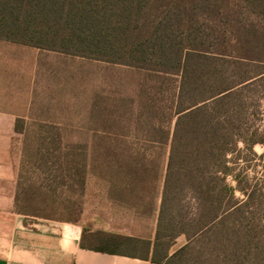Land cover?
<instances>
[{
    "label": "trees",
    "instance_id": "1",
    "mask_svg": "<svg viewBox=\"0 0 264 264\" xmlns=\"http://www.w3.org/2000/svg\"><path fill=\"white\" fill-rule=\"evenodd\" d=\"M0 40L122 65L154 81L134 136L169 149L153 262L264 264V182L252 185L234 168L239 145L264 146V124L247 126L254 113L246 106L264 102V0H0ZM61 155L36 153L51 177L46 191L65 186L67 169L84 177L79 161H51ZM20 202L16 195L15 210ZM85 233L83 248L148 258L149 242Z\"/></svg>",
    "mask_w": 264,
    "mask_h": 264
},
{
    "label": "crops",
    "instance_id": "2",
    "mask_svg": "<svg viewBox=\"0 0 264 264\" xmlns=\"http://www.w3.org/2000/svg\"><path fill=\"white\" fill-rule=\"evenodd\" d=\"M89 61L0 40V214L13 212L7 237L0 240V264H159L153 262L151 257L162 202L165 167L159 169L156 178L146 175L147 166L141 168L148 163L147 155L154 151V144L139 143L134 139L131 145H109L95 149L132 154L122 157L120 161L116 158L113 175L101 181L109 186L106 193L108 206L133 219L130 225H120L123 229L90 228L81 221H58L15 211L22 169L35 165L29 158L32 154L47 151L46 147L36 146V142L31 146L23 144L22 137H35L36 140L42 136L60 135L98 140L126 136L109 130H92L90 123L86 128H79L75 124L76 111L87 114L86 120H91L90 100L75 101L76 74L79 75L78 82L85 76L88 81L91 71ZM17 121H22L25 126H43L48 132H43V129L29 134L26 130L18 131ZM63 126L68 131L81 129L82 132L64 133L61 132ZM52 129L60 133L50 132ZM137 133V129L134 130V136ZM70 146L73 150L76 147L77 151H90L84 145ZM166 152L169 153L168 148ZM85 231L87 235L104 231L149 242V252L143 253H147L148 258L136 256L138 253L134 256L108 254L83 248Z\"/></svg>",
    "mask_w": 264,
    "mask_h": 264
},
{
    "label": "rangeland",
    "instance_id": "3",
    "mask_svg": "<svg viewBox=\"0 0 264 264\" xmlns=\"http://www.w3.org/2000/svg\"><path fill=\"white\" fill-rule=\"evenodd\" d=\"M89 64L91 71L88 81L85 76L84 79L81 78V82H78L79 75L76 74L75 101L77 102V99L85 102L87 99L90 100L92 104L91 120L90 122L86 120L87 114H78L76 111V114H74L75 124H78L79 128H86L90 123V129L92 130H109L126 136L103 137L98 138V140L93 137L60 135L42 136V138H36V140L35 137H22L21 139H24L23 144L26 143L27 146H31L36 142V146L46 147L47 151L55 152L57 157L58 154H62L59 160L57 157H53L51 161L58 164L68 161V168H72L74 161H79L85 167L82 169L84 177H75L71 170L67 169L68 173L65 171L64 175L60 177L62 182L66 183L65 186L54 192L46 191L47 188L44 186L49 184L51 177L43 173L44 171L39 168L43 162L36 158L35 153L32 154L29 158L31 163H35V165L31 168L28 167L29 169H22L23 175L18 182L17 193L21 202L15 211L24 210L34 214L32 216L35 217H50L58 221H81L90 228L99 226L100 228L106 227L119 230V228L123 229L120 225H130V221H133V219L123 216L122 211H115L108 206L106 193H108L109 186L101 181L102 178L113 175L115 170L114 160L116 158L120 161L122 157L132 154L100 152L95 149L109 145L134 144L135 125L138 117L145 111L147 94H151L150 86L154 81L138 71L122 65L107 64L94 60H90ZM79 93H82L83 96H80ZM255 100L248 101L246 105L248 112L254 113L253 117H250L248 122L246 121L247 126L264 124V102L257 103ZM147 122H149V119L146 124ZM168 126V124L165 125V130H168ZM62 128L63 131L61 130V132L64 133L82 132L81 129L79 131L69 129L68 131L65 126ZM39 129L48 132L41 126H25L24 124L19 130H26V133L29 134ZM50 132L60 133L56 129H52ZM166 133L164 138L167 136ZM70 144L84 145L90 151H77L78 148L76 147L73 150ZM238 148L241 151L240 157L243 159L239 161V167L234 168L244 171V176L248 183L252 185L256 181L264 182V146H255L253 152L245 151L243 145H239ZM166 149L163 145L158 144L154 146V151L147 155L148 163L145 166L141 164L143 165L141 168L145 169L147 166L146 175L152 178L153 176L155 178L159 176V169H164L167 162ZM136 164L138 163L136 162ZM237 170L236 172H238ZM138 174L140 175V172ZM226 183L235 186L232 178H228ZM261 194V199H264V189ZM235 197L242 201L245 199L238 191L235 192ZM12 218V211L0 214V240L7 237ZM183 243L184 239H179L174 250Z\"/></svg>",
    "mask_w": 264,
    "mask_h": 264
}]
</instances>
